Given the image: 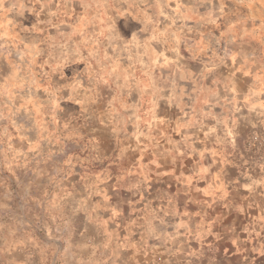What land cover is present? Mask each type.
Returning <instances> with one entry per match:
<instances>
[{
    "label": "rangeland",
    "instance_id": "374dc122",
    "mask_svg": "<svg viewBox=\"0 0 264 264\" xmlns=\"http://www.w3.org/2000/svg\"><path fill=\"white\" fill-rule=\"evenodd\" d=\"M112 223L264 264V0H0V264Z\"/></svg>",
    "mask_w": 264,
    "mask_h": 264
},
{
    "label": "crops",
    "instance_id": "0c3cea01",
    "mask_svg": "<svg viewBox=\"0 0 264 264\" xmlns=\"http://www.w3.org/2000/svg\"><path fill=\"white\" fill-rule=\"evenodd\" d=\"M180 228L185 229L182 224ZM125 229L116 224L108 226V231L101 233L99 244H90L86 249L77 250L78 255L73 256L76 264H152L153 259H161L159 252L155 256L149 252L151 237L147 234L127 235ZM86 238V236H84ZM82 237V238H84ZM143 244V246H142ZM147 246H146V245ZM52 251V249H51ZM185 252H179L178 256H184Z\"/></svg>",
    "mask_w": 264,
    "mask_h": 264
}]
</instances>
